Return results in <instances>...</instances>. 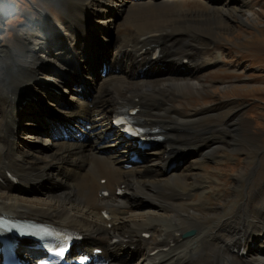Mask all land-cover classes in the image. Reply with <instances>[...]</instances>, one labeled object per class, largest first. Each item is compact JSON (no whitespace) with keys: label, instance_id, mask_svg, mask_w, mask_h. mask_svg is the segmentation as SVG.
<instances>
[{"label":"bare ground","instance_id":"bare-ground-1","mask_svg":"<svg viewBox=\"0 0 264 264\" xmlns=\"http://www.w3.org/2000/svg\"><path fill=\"white\" fill-rule=\"evenodd\" d=\"M140 2H132L131 9L125 16L124 21L119 22L113 32L106 25L100 27L106 36L113 33L111 40L113 44L118 45V54L114 57L107 55L106 58V64L111 68V71L114 70V74H118L117 76L123 75V78L143 77L150 74L178 73L192 75L212 63L210 59L201 56L194 57L192 54H180L181 57H172L167 52L169 45L177 44H200L201 47H209L208 40L196 35L201 33L194 26V20L191 18L194 12H207L206 3H197L195 0ZM233 2L237 1L233 0ZM102 6L103 9L108 10L109 17L113 19L116 16L118 18L116 13L119 10L120 0H103ZM79 8H81L82 16L79 21L71 26L72 32L77 36L69 41L58 26H53L55 35L50 36L49 39V43L54 42V45L57 46L54 55H57L58 62L63 67L74 71L77 77H80L84 72V66H87L88 69L85 71H89V74L94 72L89 64H92L96 59L94 51L104 45L101 40L91 39L93 29L88 25L90 17L88 5H81ZM173 12L187 15L186 24L181 20L169 18L168 16ZM159 23H162V25ZM170 24L172 27H168ZM131 27H134L136 31L144 30L148 36L143 37L145 34L132 36L130 33ZM179 30L184 31L183 38L178 37ZM143 41H147V44H159L163 56L158 63L150 60L149 50H146L144 57V53L138 54L141 49L136 47L131 49L132 45H137ZM77 43L82 45L80 51L83 54L81 55L82 60L79 59L80 52L78 53L74 48ZM46 47L32 45L36 59L33 65H19L16 59L5 56L7 50H0V53L4 54L0 65H4L6 68L4 76L7 78L4 79L18 81L13 84L17 87L16 94L6 98L9 107L5 110V128L1 136L2 143H0V156L3 155L0 157V187L2 188V194L5 196L0 195V215L34 219L78 231L87 247L82 249L80 246L77 250H75L76 247L73 248L71 257L75 255V259L78 255H87L90 259L86 264H108L110 261H114V264H127L138 251V247L143 249L142 254L144 257L142 260L145 264H264V241L260 240V234L264 233V202L255 209L256 214L253 215L250 207L245 201H242L233 213L212 223L213 225H206L189 211L183 214L170 212L164 215L153 211L154 208L168 211L170 204L166 200L182 196H187L189 199L193 195L191 190L202 186V184L204 185L205 181L198 179L197 184L185 185L180 180V175L176 174L171 175L170 178L166 177L165 181L159 185V189L156 190L151 186L155 185L154 183H144L141 178L154 172L160 171L163 173L168 171L172 157L176 160L182 158L181 153L183 150H187L184 151V155L187 159L192 158L191 166L196 169L201 168L204 156L207 153H212L207 151L210 148H208V144L205 146L204 142L194 148L173 146L166 135L167 123L164 118L172 109L170 102L163 107L162 111H151L149 95L146 94L145 96V92H141L142 90L137 92L136 89H127L125 87L126 82L123 79L112 81L111 85L103 92H98V89L94 87L92 78L87 77L85 80H81L86 92V94L81 95L87 100L76 105L69 115L77 121L78 128L71 133L69 143L64 144L61 152L53 155L58 163V171H53L50 168L51 165H49L39 171L37 176L18 173L20 169L23 170L19 159L23 160L24 156L30 154L26 153L21 157L15 154L11 148L13 131L16 126L15 119L20 104L27 102L26 98L32 97L33 88L46 84L34 77L35 71L42 68L40 66H49L45 60L49 52ZM184 59L187 60L185 64L183 63ZM49 67L52 70L54 69L51 66ZM1 70L3 68L0 66ZM196 84L198 82L192 83V85ZM169 85L173 88L177 86V83L172 80ZM73 92L75 93L77 90L75 89ZM134 95H141L143 99H147V102L142 105L140 116L146 122H152V124L160 126L161 133L165 135V138L160 148H156L162 158L144 165L142 169L126 170L124 167L126 163L123 162L126 158L133 156L130 153L133 149L128 145L122 146L121 137H118L119 139L115 145H107V155L104 156L102 153L95 151L100 141L106 140L110 135V127L104 123V118L108 112L111 115L113 102ZM167 101L166 99L165 102ZM36 103L38 102L36 101ZM55 117L56 121H59L58 116ZM170 117L175 124L190 126L193 122L178 114ZM51 124H48L47 132L50 136H54V132L57 133V128L51 126ZM58 124L61 125L62 121ZM222 129L221 127H213V130ZM103 148L104 146L98 149L104 151ZM36 151L41 154L42 150L39 148ZM154 154L155 152L150 151L143 155L140 153L142 156L137 157V161L139 163L149 162ZM45 156L47 154L42 155V157ZM62 163L73 167V171H75L71 176L59 171L58 166ZM80 169L82 170L81 173L79 172ZM53 174L57 176L54 177ZM59 174L65 178L64 182L58 180ZM10 177H15L17 183H13ZM103 179L104 182H102ZM165 183L176 185L165 188ZM64 184L67 185L66 190L60 196L58 194L54 196V205L41 206L23 203L15 196L20 195V191L29 190L38 191V193L44 191L47 192V196H53L54 192L62 189ZM121 184H124V188L131 193L128 195L117 194L116 189ZM105 190L108 191V195L101 196L100 192ZM187 203L188 207L195 205L194 203ZM79 206L82 210H85V213H78L81 212L77 211ZM134 207L137 209H151L152 212L147 211L145 215L139 218L130 219L127 226L121 228L120 231L108 227V224L116 222L122 213L130 211ZM103 210L109 212L110 220L102 215L101 211ZM86 213L91 214V218L87 217ZM161 221L166 224H161ZM185 228H194L196 234L194 233L186 240L176 242L167 249L158 250L160 247H167L169 240L175 238V233ZM147 232H156V235L153 238H145L143 235ZM240 246L248 249L245 257L230 253L233 247ZM98 249L100 250L99 253L96 252ZM118 257L122 260H118ZM37 263L38 258L33 257V260L31 259L28 264Z\"/></svg>","mask_w":264,"mask_h":264},{"label":"rangeland","instance_id":"rangeland-1","mask_svg":"<svg viewBox=\"0 0 264 264\" xmlns=\"http://www.w3.org/2000/svg\"><path fill=\"white\" fill-rule=\"evenodd\" d=\"M140 1L120 0L119 10L116 13L118 18L114 16L112 19L109 17L108 10L103 9V0H0V50H7L5 56L16 59L19 65H33L36 59L32 45L47 46L46 49L49 52L45 60L49 66L54 68L52 70L49 66H40L42 68L35 71L34 77L46 84L35 86L32 97L23 104L24 107L20 104L18 110L20 117L16 121L18 124L16 123L13 131L11 148L15 154L21 157L26 153L30 155L24 156L23 160L19 159L23 170L20 169L18 173L37 176L39 171L49 165L53 171H58V163L53 155L60 153L64 144L69 143V137L66 140H59V138L62 139L63 133L59 127L64 125L65 121L63 120L67 118L77 123L75 119L69 117L72 109L80 103L78 102L80 100L73 94V88L69 85L76 79V76L73 75L76 73L63 67L58 62L57 55H54L57 46L54 45V42L49 43L50 36L55 35L53 26H58L68 40H72L77 35H74L71 26L82 16L79 6L88 5L90 14L88 25L93 29L91 39L101 40L104 44L98 50L92 49L96 52L94 56L97 62L94 68L97 74L100 71L98 67L104 60V52L106 56L111 57L118 54V45L113 44L111 40L113 33L106 36L100 29L101 25H106L113 32L115 26L124 21L131 9L132 2ZM149 1L158 2L159 0H146L144 3ZM195 1L206 3L207 12H194L191 18L194 20V26L201 33L196 35L208 40L209 47H201L200 44H177L169 45L167 52L172 57H181L180 54L201 56L210 59L212 63L192 75L174 73L151 75L149 78H147L148 76L123 78V75L117 76L118 74H114V71L111 72L110 68V72L108 71L104 76L100 73L97 74L94 87L98 89V92H103L111 85L112 81L123 79L127 89H136L139 92L142 90L141 92H145V96L149 95L151 111H162L163 107L170 102L172 109L164 118L167 123L166 135L171 144L178 145L180 148H194L202 142L205 143V146L208 144L210 150L207 151L212 154L207 153L204 156L201 168L192 167L190 163L192 158L187 159L184 155L180 160L182 162L169 173L168 171L163 173L158 171L141 178V180L144 183H154L155 185L151 186L156 190L159 189V185L165 181L166 177L170 178L171 175L176 174L180 175V180L185 185L197 184L198 179L205 181L204 185L198 187L199 191L191 190L193 195L189 201L179 202L177 201L179 198L166 200L170 204L168 211L159 208H154L153 211L163 215L170 212L183 214L189 211L206 225H213L212 223L233 213L242 201H245L250 207L253 215L256 214L255 209L259 207L253 206L264 202V0ZM168 17L181 20L186 24L185 19L188 16L184 13L173 12ZM159 24L162 25V23ZM168 27H172V25L170 24ZM178 32H180L178 37L183 38L184 31L179 30ZM130 33L133 36L135 34L143 35L147 32L136 31L134 27H131ZM145 36L148 34L143 35V37ZM142 44L147 45V41L132 45L131 49L132 47L141 49L144 46ZM74 48L79 53L82 45L77 43ZM145 54L146 51L144 57ZM216 54L219 55L216 56ZM81 55H83L82 52L79 53L80 60L83 59ZM3 56L4 54L0 53V61L3 60ZM0 66L3 68L0 71V143H2L5 110L9 107L6 98L16 94L17 87L13 84L18 81L5 80L4 78H7L4 76L6 68L4 65ZM83 74L84 72L80 78L83 77ZM87 74L88 76L86 74L84 76L93 79L94 73ZM172 80L177 83V86L173 88L169 85ZM193 82H198V84L192 85ZM54 93H60V95H54ZM166 99L167 102H165ZM63 106L65 108H58ZM21 110L23 111L20 113ZM177 114L192 120V125L173 123L170 116H177ZM56 115L59 121H56ZM108 116H110L109 112L105 115V124H107ZM60 121H62L61 125L58 124ZM43 122L54 124L61 136L55 138V141L52 140L45 128L49 125H45ZM73 125L77 126L73 131L77 130L78 123ZM213 127L223 129L213 130ZM179 129H182L180 130L182 132H178ZM64 130L66 132L63 134L71 135V129ZM114 139H116L115 142ZM114 139L110 137L109 143L115 144L119 138ZM100 145L104 146L103 143ZM107 145H105L106 148H103L104 151H99L98 146L95 152L107 155ZM39 148L42 150L41 154L36 151ZM204 149L206 150V147ZM152 152H155L156 155H152L149 162L128 166L126 164L125 169H142L144 165L162 158L157 149ZM43 154H47V156L42 157ZM58 168L59 171L70 176L75 171L71 165L63 163ZM79 172L81 173L82 170L80 169ZM57 178L59 181H65V178L60 174ZM174 185L176 184L167 185L165 183V188ZM66 186L64 184L63 188L55 191L53 196H47V192L44 191L38 193V191L32 190L20 191L21 194L15 196L23 203L41 206L54 205V196L63 194ZM2 193L0 187V195L5 196ZM246 196H248V200ZM185 202L195 205L188 207V203ZM135 208L122 213L116 222L108 224V227L120 231L121 228L127 226L130 219L139 218L147 211L152 212L151 209ZM77 211H81L78 212L79 214L85 213L81 206ZM86 216L91 218L92 215L86 213ZM161 224L166 223L161 221ZM151 234L150 237L153 238L156 232ZM261 235L260 240L264 241ZM86 247L85 242L81 240V248ZM137 249L138 251L127 264H145L142 260L144 256L140 253V251L143 252L142 247ZM118 260L122 259L118 257ZM108 264H114V261H110Z\"/></svg>","mask_w":264,"mask_h":264},{"label":"water","instance_id":"water-1","mask_svg":"<svg viewBox=\"0 0 264 264\" xmlns=\"http://www.w3.org/2000/svg\"><path fill=\"white\" fill-rule=\"evenodd\" d=\"M193 232L192 231H188L184 234V236H187V235H191Z\"/></svg>","mask_w":264,"mask_h":264},{"label":"snow or ice","instance_id":"snow-or-ice-1","mask_svg":"<svg viewBox=\"0 0 264 264\" xmlns=\"http://www.w3.org/2000/svg\"><path fill=\"white\" fill-rule=\"evenodd\" d=\"M60 255H63V250L60 252Z\"/></svg>","mask_w":264,"mask_h":264}]
</instances>
